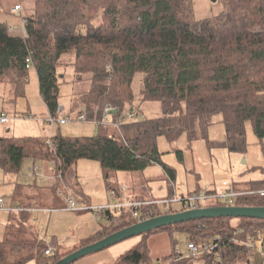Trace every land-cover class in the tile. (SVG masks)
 Listing matches in <instances>:
<instances>
[{
  "label": "trees",
  "instance_id": "obj_1",
  "mask_svg": "<svg viewBox=\"0 0 264 264\" xmlns=\"http://www.w3.org/2000/svg\"><path fill=\"white\" fill-rule=\"evenodd\" d=\"M195 1L32 0L30 13L17 15L25 21L22 36L12 35L7 24L0 22V87L9 88L12 103L25 96L28 74L33 70L48 115L58 118L63 73L70 68L72 84L86 82V89L72 93L67 116L83 113L92 122L102 119L105 108L116 110L110 124L96 127V136L63 137L58 129L50 138L53 148L46 144L47 138H0L4 177L17 178L25 160L50 164L55 179L50 192L56 194L58 181L76 192V164L88 160L99 164L105 188L119 196V182L113 174L143 171L158 164L170 183L167 197H172L175 170L161 163L157 139L173 142L185 135L188 143L205 140L215 117L220 118L224 146L230 152L245 153V127L250 124L264 159V0H218L221 10L204 19L194 17ZM136 74L142 75L141 102L160 104V117L125 120L126 113L133 111ZM120 119L123 123L114 126ZM177 154L180 157L181 152ZM246 189H264V181ZM234 204L264 207V197H238ZM142 211L148 219L166 214L158 206ZM231 219L188 221L142 234L139 243L115 264H153L147 238L171 229L206 242L217 239L218 247L199 258L200 264L248 263V250L232 239L244 240L263 231L264 220L239 218L234 226ZM108 221L109 226L102 225L70 252H61L53 239L45 243L38 237L21 240L11 234L0 240V264L31 260L55 264L137 223L130 210L111 213ZM50 248L53 253L46 255Z\"/></svg>",
  "mask_w": 264,
  "mask_h": 264
},
{
  "label": "rangeland",
  "instance_id": "obj_2",
  "mask_svg": "<svg viewBox=\"0 0 264 264\" xmlns=\"http://www.w3.org/2000/svg\"><path fill=\"white\" fill-rule=\"evenodd\" d=\"M216 2L219 1L216 0L214 3L210 2V0L195 1L194 17L196 19H204L217 14L221 10V6ZM16 5L21 7L22 16H25L31 11L32 0H2L0 2V22L7 24L12 35L22 36L21 18L16 16L13 11ZM72 75L73 72L70 68L63 73L58 100V105L63 109L62 116H67L70 110L72 93L74 91L79 93L86 89V84H84L86 82L73 85ZM28 76L29 80L25 89V96L19 98L16 103L11 102L12 94L9 88L0 87V116L3 115L7 120L4 124L0 123V138L41 137L49 139L52 135L57 134L58 129L63 137H92L98 134L95 124L91 122L70 121L60 127L56 123L51 125L47 123L49 115L38 93L37 76L33 70L29 71ZM141 80V74H136L133 78L132 91L134 100L132 102V110L138 115L137 119L158 118L162 115L160 104L141 102L140 100ZM111 133L112 130L109 129V135ZM245 140L246 151L244 154L230 152L224 146L225 134L219 117H215L213 125L209 128L208 138L205 140L198 139L188 143L186 136L183 135L176 141L168 142L164 137H159L157 139V148L161 154V163L175 170V179L172 185L174 196H186L194 192L197 187L204 188L206 185H219L222 182L246 189L251 183L264 181V159L261 155L258 139L252 132L250 124L245 127ZM178 151L181 152L180 157L177 154ZM31 165L27 160L23 162L20 174L17 178H13V184H22L21 182L25 181H28V183L38 182V184L42 185L48 183V177L53 174L45 171L50 169V164H34L37 167L36 174L26 177V170ZM45 166H48L47 170ZM76 171L79 179L78 186L74 190H82L92 207L110 204L103 172L97 162L81 160L76 164ZM113 177L120 183L124 181L132 186L139 194L143 190L150 189L149 193L153 195V198L158 200L168 198L170 183L161 165L151 164L143 171L115 173ZM0 179V181L3 180V183H0V187H2L0 188V195L3 196H0V198H3L4 206L9 207L13 195L6 194V188L8 190L11 189L12 186L9 182L12 178L4 177L2 172H0ZM54 180L52 179L51 183H54ZM3 188H5V191ZM56 188V194L46 192L45 189L30 191L32 206L41 209L40 212H34L36 223L33 226L15 224L8 234L19 236L21 240L33 239L34 237H39V235L40 238L48 240L52 236H56L60 249L66 251L68 244H70L69 237L76 235L78 232H87L91 226L99 227L105 225L103 218L95 220L90 213L60 211L65 193H58V190L62 189L59 181L56 184ZM25 202H28V200ZM79 206H83V204H79ZM53 207L56 208L54 209ZM158 207L161 210L164 209L163 205ZM172 208L178 209L179 205L175 204ZM3 213L8 214V212ZM92 220L96 223H92ZM238 223L239 218L231 219V224L234 226L238 225ZM0 232H2L1 229ZM188 241H190L188 234L178 229H171L153 233L147 238L146 244L153 264H188L186 260L175 262L174 259L176 256L187 255ZM250 257L251 255H249ZM254 261L257 264H264V257L260 256ZM237 264L250 263L242 260L238 261Z\"/></svg>",
  "mask_w": 264,
  "mask_h": 264
},
{
  "label": "built area",
  "instance_id": "obj_3",
  "mask_svg": "<svg viewBox=\"0 0 264 264\" xmlns=\"http://www.w3.org/2000/svg\"><path fill=\"white\" fill-rule=\"evenodd\" d=\"M13 11L21 16V7L19 5H16L13 9ZM24 20L21 19V25L23 26ZM26 68L30 69V56L26 59ZM113 110V108H105L104 114L102 116V119L100 121H92L91 123H94L95 126L99 125H107L111 123V115L108 114L109 111ZM62 107L58 106L57 113L59 114L58 118L54 119L49 116L47 119V123L50 125L53 123H56L57 126H63L67 124L70 121H76V122H88L86 120L85 115L82 113H79L75 117L71 118L69 116H62ZM138 115L134 113L133 111L127 112L125 115V120H131L137 118ZM6 118L1 115L0 116V123L4 124L6 123ZM123 119H120L117 123H115L114 126L118 127L120 124L123 123ZM46 144L53 148V145L51 143V139L46 140ZM37 171V167H35L34 164L29 166L26 170V177H30L32 175H35ZM60 179V177L58 176ZM62 189L58 190L59 194L65 193L64 198V210L65 211H74V212H89L92 217L96 220L103 218L105 220L104 226H109L110 222L108 221V215L111 213L119 212L120 210H130L131 216L134 221L141 222L144 220H147L145 216L143 215V207L148 206H164V211H166V214L176 213V212H184L189 210H196L200 208H206V207H213V206H235V200L238 197L243 196H255V197H264V189H258V190H250V189H236L234 188V185H231L227 182H222L219 185H206L204 188H201L199 191L192 192L190 194H187L186 196H172L160 200L156 199H142V198H136L134 196H128L127 195V189L124 185L118 186L119 189V196L116 192L109 190L107 192L108 200L110 198V204L107 205H100L97 207H92L90 204H87L85 201L82 200V198H78L77 196H74L70 193V191L65 187V185L60 181ZM83 202V203H82ZM79 204H83V206H79ZM179 205L178 209H173V205ZM141 208V211H138V209ZM23 209L20 207H5L4 206V200L3 198H0V212H19ZM151 213V211L149 210ZM241 230H238L236 232L237 235L241 234ZM233 242L236 244H239L243 247H245L248 250V253L252 255L251 253H255L258 256L264 257V230L263 231H255L253 236H250L244 240L233 238ZM218 247L217 239L212 241H202L199 238H190V241L187 243V255L178 257L176 256L174 259L175 261L180 260H186L188 261V264H200L199 258L212 254L214 250ZM51 251H46L45 254L49 255L51 254ZM219 258V257H218Z\"/></svg>",
  "mask_w": 264,
  "mask_h": 264
},
{
  "label": "crops",
  "instance_id": "obj_4",
  "mask_svg": "<svg viewBox=\"0 0 264 264\" xmlns=\"http://www.w3.org/2000/svg\"><path fill=\"white\" fill-rule=\"evenodd\" d=\"M16 16H17V14H16ZM46 168H48V166H45V169ZM45 172L51 173L50 169H48ZM52 176L48 177V181H47L48 183L45 185L38 184V182L28 183V181L21 182L22 184H16L15 185V184H13L14 179L13 178H12L13 180L10 179L9 183L12 187L9 190L6 188V194L8 193L10 195H13V198L9 204V207L10 206L11 207H20V208L24 207V208H22V209H24V211H19V213L15 212V213H10V214L9 213L4 214L3 212H0V229L2 230V232H0V240L7 238L11 235L10 233L8 234V232L15 224H25V225L29 224V225L33 226L36 223V221H35L36 219L34 217V215H35L34 212H40L41 209H38V207L32 206V204H31L32 200L30 201V199H32L31 198L32 195H31L30 191H34L35 189L36 190L45 189L46 192H50L49 188L53 186V184L51 183L52 182L51 180L53 179ZM260 182H262V180ZM0 183H3V180L0 181ZM254 183H256V182H254ZM120 185H124L126 187V189H127L126 192H127L128 196H137L138 198L155 199V198H153V195H150V193H149V191H151L150 189L149 190L148 189L143 190L141 192V194H139L134 190V188L132 186L128 185L124 181H122L121 183L119 182V186ZM0 188H2V187H0ZM3 189L5 191V188H3ZM19 189H20V192H19ZM45 191H40V192H45ZM70 193L74 196H77L78 198H82L83 201L86 200L85 202L87 204H90L89 199L84 195L82 190H78V191L76 190V192L70 191ZM0 196H3V195H0ZM27 200H28V202H25ZM156 200H158V199H156ZM53 208L55 209L56 207H53ZM59 210L65 211L64 210V201L62 203V207H60ZM42 211H44V210H42ZM80 213H89V212H80ZM91 217H92V215H91ZM91 222L96 223L93 220ZM100 228H101V226L96 227L94 225L93 227L91 226V228L87 232H78L76 235H72L71 237H69L70 244H68L66 251H62L60 249L59 242H58V239L56 238V236H52L48 240L43 239L42 237L40 238V235L38 238L41 241H44L45 243H48L53 239L56 242L57 247L60 249L61 252H70V251L74 250L75 248H77L80 244H82V242L86 241L87 239L92 237L94 234H96L100 230ZM140 239H141L140 237H134V238H131V239L126 240L124 242L117 243V244H115V245H113L107 249H104L102 251H99V252L90 254L88 256H85V257L77 260L76 262H74L72 264H115L117 259L121 255H123L125 252H127L128 250H130L131 248L136 246L139 243ZM49 251H51L53 253L52 248H50ZM251 254H252L251 257L248 258V262L250 264H257L254 261V259H258L260 256H258L255 253H251ZM24 264H36V262L34 260H31V261H28Z\"/></svg>",
  "mask_w": 264,
  "mask_h": 264
},
{
  "label": "water",
  "instance_id": "obj_5",
  "mask_svg": "<svg viewBox=\"0 0 264 264\" xmlns=\"http://www.w3.org/2000/svg\"><path fill=\"white\" fill-rule=\"evenodd\" d=\"M215 1L216 0H210L212 3ZM115 113V109L108 112L109 115ZM218 217L264 220V207L213 206L149 218L106 236L95 243L84 246L63 257L55 264H72L85 256L107 249L117 243L167 226L181 224L188 221Z\"/></svg>",
  "mask_w": 264,
  "mask_h": 264
}]
</instances>
